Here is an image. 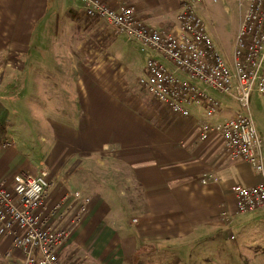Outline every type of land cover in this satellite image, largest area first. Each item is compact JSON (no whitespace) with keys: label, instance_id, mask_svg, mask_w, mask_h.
<instances>
[{"label":"crops","instance_id":"obj_1","mask_svg":"<svg viewBox=\"0 0 264 264\" xmlns=\"http://www.w3.org/2000/svg\"><path fill=\"white\" fill-rule=\"evenodd\" d=\"M104 1L115 9L133 7L151 29L178 27L180 0ZM236 3L232 50L210 24L226 59L232 58L245 0ZM199 14L206 22L203 0ZM151 58L161 55L104 21L90 20L79 0H0V102L12 112L11 147L0 150V177L36 176L47 167L62 179L67 191L45 204L44 215L55 227L69 226L78 212L74 193L92 199L85 220L60 248L64 264H264V211L238 217L231 190L236 184L257 186L262 177L249 164L231 160L218 133L201 139L207 121L236 114L237 101L210 90L208 96L219 102L215 116L209 118L202 104L190 106L187 118L175 115L140 84ZM42 78L63 83L75 107L62 118L42 116L37 155L13 118L16 100L34 98ZM100 161L108 169L104 203L98 189L84 182L83 167ZM120 165L122 185L128 186L115 189ZM65 194L72 203L56 210ZM21 260L14 237L0 236V264Z\"/></svg>","mask_w":264,"mask_h":264},{"label":"built area","instance_id":"obj_2","mask_svg":"<svg viewBox=\"0 0 264 264\" xmlns=\"http://www.w3.org/2000/svg\"><path fill=\"white\" fill-rule=\"evenodd\" d=\"M79 1L91 20L104 21L144 49L161 55L148 60L146 77L140 84L171 113L187 118L190 106L202 104L209 118L215 116L219 102L208 96L210 90L237 101L241 110L224 122L207 121L201 139L218 133L224 140V153L233 161L249 164L262 177L257 186H232L237 214L264 211V141L251 112L252 96L264 95V0H245L231 59L217 49L199 14L200 0H180L178 27L173 31L151 29L136 17L131 6L115 9L104 0ZM8 147L9 142L3 146ZM67 189L66 183L54 178L47 167L36 176L0 177V236H13L14 247L22 256L20 262L8 264H63L59 250L85 220L90 204L81 193H74L73 201L81 207L71 224L50 225V217L44 215L45 204L51 195ZM69 203L72 198L65 194L56 210Z\"/></svg>","mask_w":264,"mask_h":264},{"label":"rangeland","instance_id":"obj_3","mask_svg":"<svg viewBox=\"0 0 264 264\" xmlns=\"http://www.w3.org/2000/svg\"><path fill=\"white\" fill-rule=\"evenodd\" d=\"M203 1L206 4V24L208 26V29L210 30V24L212 22L215 26L216 32L219 35V38L223 46L228 51L232 50L235 30H236L237 22L239 18L238 7L236 3L237 0H203ZM36 89H37V94L34 98L27 99L25 100V102H23V100L21 101L16 100V102L19 105V108H18L19 112L18 110L16 111L17 113H15L13 121L15 123H19L21 127L20 132L22 136L28 135V144L32 148V151L35 152L37 155H41V152H40L41 148H40L38 137H39V129L41 130V128H43V126H41L43 125L42 116L47 115L48 117L54 118V119H58L59 117L62 118V116H68L72 114L73 108L75 107V105H74L73 100L71 99V94L69 92L66 96H64L63 94L64 84L63 83L54 84V83H51L50 78L48 79L42 78L40 81V84L37 85ZM29 105L31 106V110H28ZM240 110H241L240 106L235 104L233 108V112L237 113ZM251 112L255 120L256 128L264 141V95H253L252 96ZM10 113H12L11 110H8L7 111L8 119H9ZM66 118L68 119L69 117H66ZM8 128L9 130L11 128V124L9 123H8ZM30 128H33V129L30 130ZM83 169L85 170V173H87L88 175V179L84 180V182L86 184L90 182L92 184L91 187H95L96 189H98L99 191L98 197L102 199L103 203L104 201H107V198L104 195L105 191L101 190L107 187V183L105 182L106 180H108L107 163L105 161H100V163L97 165L90 163V164L85 165ZM114 172H116L117 174L116 177L118 178L117 179L118 181L115 185V189L118 186L127 187L128 185L126 186L122 185L123 183H125V180L123 179V176L120 173L121 165L119 166L117 170L115 169ZM104 183L105 185L101 188V185ZM125 192L128 193V190L125 189ZM116 195H117V191L116 193L114 192V196ZM121 195L125 198H128V196H126L125 194H121ZM83 197L84 199L90 200V204H88L89 206L87 207L89 208L92 204V199L86 195L85 196L83 195ZM80 207L81 205H79V209ZM237 216L240 217V215L238 214ZM220 222L221 224H225L227 222V219L222 218L220 219ZM59 253H60V250H59ZM60 259H61V256H60ZM165 263L166 262L164 261V264ZM214 264H217V263H214Z\"/></svg>","mask_w":264,"mask_h":264},{"label":"trees","instance_id":"obj_4","mask_svg":"<svg viewBox=\"0 0 264 264\" xmlns=\"http://www.w3.org/2000/svg\"><path fill=\"white\" fill-rule=\"evenodd\" d=\"M9 128L7 110L5 106L0 102V150L8 142Z\"/></svg>","mask_w":264,"mask_h":264}]
</instances>
